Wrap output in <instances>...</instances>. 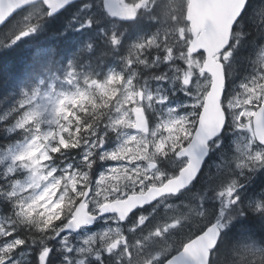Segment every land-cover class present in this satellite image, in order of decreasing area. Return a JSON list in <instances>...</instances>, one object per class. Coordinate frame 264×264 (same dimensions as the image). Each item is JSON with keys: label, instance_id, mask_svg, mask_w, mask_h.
Segmentation results:
<instances>
[{"label": "snow or ice", "instance_id": "snow-or-ice-1", "mask_svg": "<svg viewBox=\"0 0 264 264\" xmlns=\"http://www.w3.org/2000/svg\"><path fill=\"white\" fill-rule=\"evenodd\" d=\"M68 0H44L48 15L62 7ZM154 0H117L113 15L134 18L138 10L148 7ZM30 0H0V24L12 16ZM247 0H168L164 16L168 26L163 32L153 35L135 45V55L128 58V65L139 64L152 67L156 62L168 61L175 68V80L182 82L183 90L194 96L192 112L179 115L177 109L169 108L161 115L155 128L149 125L148 109L165 105L168 97L150 91L147 80L143 84L136 76L126 78L121 73H112L103 81H86L87 89L57 99L49 111L46 105L35 104L33 97L20 102L23 110L16 122L18 129H29L32 135L18 149H9L8 176L18 169L28 173L26 181L9 180L0 185V196L10 200L16 213L9 223L0 224V264H15L17 249L27 243L15 237L12 225L25 224L39 234L30 237L40 240L38 264H51L52 248L44 244L46 239H55L66 230L79 229L92 224L97 216L113 214L125 221L138 207H143L166 194H177L200 174L201 156L209 142L229 123L248 134L246 145L241 150L243 160L240 168L264 167V67L258 75L241 85L243 91L228 100L225 95L227 80L226 61L233 52V25L240 18ZM86 23L90 26L92 21ZM36 23L14 34L10 43L36 31ZM0 43H4L0 40ZM113 45L120 39L113 35ZM162 49L163 56L155 61L148 59L151 49ZM183 61V67L177 64ZM73 73H69L71 77ZM203 77V80L200 78ZM195 78V85L193 89ZM149 79L164 81L168 73H153ZM71 82V81H69ZM51 102V101H50ZM49 127L44 129L43 125ZM132 130L123 136L118 149L101 152L107 131ZM87 146L83 166L73 170L71 166L60 171L50 167L54 154L65 149ZM175 154L182 164L178 172L167 176L158 168V158ZM97 158L104 161L122 162L110 168L93 184L92 170ZM236 181L224 186L218 195L229 205L240 199ZM94 205V206H93ZM264 211V204L258 205ZM224 216L223 211L220 214ZM205 213L192 208L187 214L171 218L170 222L156 225L148 236L130 242L119 227L109 229L99 236H90L83 246L74 252L67 237L63 238L64 264H86L89 255L103 264L104 253L116 254L126 259L127 264H182L187 257L193 264H212L211 257L221 240V230L226 227L217 220L207 224L195 236L181 242L182 253L171 256L172 245L162 241L155 253L143 254L149 238H161L182 221H201ZM235 216L229 217V222ZM146 216H139L136 227L147 223ZM135 228H133V231ZM8 237H13L11 240ZM103 241V248L96 246ZM119 250V252H117ZM238 264H264V250L251 244L241 245L237 251ZM255 258V259H249Z\"/></svg>", "mask_w": 264, "mask_h": 264}, {"label": "trees", "instance_id": "trees-1", "mask_svg": "<svg viewBox=\"0 0 264 264\" xmlns=\"http://www.w3.org/2000/svg\"><path fill=\"white\" fill-rule=\"evenodd\" d=\"M92 1L73 2L51 15L47 14L49 10L42 2H37L16 12L0 27V40L4 41L0 43V149L27 136L21 129L11 132L9 127L21 112L17 110L20 102L25 99L27 93L39 85L40 80L51 73L61 72L69 63H72L81 83L86 84V81L95 78L102 79L108 67H118L126 51L125 43L130 38L138 34H148L157 25L153 18L141 14L132 22L111 20L108 23H98ZM38 6H41L43 16H38L32 21L38 25L36 31L14 44L10 43L13 35L4 34L5 30L9 27L14 28L17 23L22 22L23 14ZM263 7L264 0H249L234 28L233 52L230 60L226 61L227 95L240 75L246 74L251 58L264 43V26L260 20L264 16ZM89 19L92 21L90 26L86 23ZM110 31H114L115 35L121 38V44L111 43ZM228 144L231 150V143ZM15 175L9 177L0 172V185L7 186L9 180L17 178ZM225 175L230 176L229 181L236 182L242 180L243 176L236 170L224 172L222 175L224 180L227 178ZM198 181L199 179L182 193L186 195L196 193L199 196L202 190L198 191L195 188ZM243 182V194L238 203L227 208L224 213L226 227L223 229L217 250L212 254V264H238L240 257L237 251L241 245L251 244L264 250V211L258 210L259 201H264V167H257L249 176L243 178ZM212 197L213 194H209V198ZM9 204L5 200L0 206L8 212ZM150 208L151 206L142 210L147 211ZM212 213L211 208L208 209V216L202 218V222L184 221L179 230L173 231L161 240L144 241L143 254L158 251L162 241L173 246L171 255L176 253L181 249V242L187 237L195 236L201 228L218 220ZM233 215L235 218L227 222ZM24 232L33 235L31 227Z\"/></svg>", "mask_w": 264, "mask_h": 264}, {"label": "rangeland", "instance_id": "rangeland-1", "mask_svg": "<svg viewBox=\"0 0 264 264\" xmlns=\"http://www.w3.org/2000/svg\"><path fill=\"white\" fill-rule=\"evenodd\" d=\"M167 5L168 0H154V2L151 3L148 7L143 8L142 15L150 16L152 14L151 18H154L153 20H155V23H157V25H155V27L152 29V32L148 33L147 36L138 37L139 39L135 36L133 37L134 39L131 38V40H129V45H126L128 43L125 44V52L128 53L125 54L127 58L133 57L135 55L136 44L142 42L147 38H151L157 33L163 32L164 29L168 26V21L165 19L164 16V12ZM42 13L43 11L41 10V6L29 10L27 13L23 14L22 22L17 23L14 28H7L4 34L8 33L9 35H14L21 30H26L27 26L32 23L34 19H36L38 16H43ZM260 20L262 21V24L264 26V16ZM147 55L150 61H155L156 56H163L164 52L162 49H151L149 50ZM250 62L251 64L248 71L246 72V74L240 75L239 79L234 83L233 87L230 89V94L227 95L225 90V95L228 100H231L234 96L240 94L243 91L241 85L249 82L252 78L257 76L259 71L262 70V67H264V43L258 47V50L254 53V56L251 58ZM176 63L183 67V61H177ZM131 67H133V65L128 68L129 75L126 78H131L135 75V82L139 84H143L147 80L150 87V91H152L153 94L159 92L160 94L166 95L168 97V100L165 105H157L155 109H148V111H150V115L147 114L148 119H153L151 128H155L160 116L166 115L169 108L177 109L179 115L190 116V113L193 110L192 105L195 102L194 96L190 95L187 91L183 90L182 82L175 80V68L170 66V62H156L155 65L152 67H147L143 65V69L141 71L139 70V68H134L133 70ZM70 72L73 73L71 77L69 76ZM136 72L139 74H137ZM112 73L121 72H119L118 70H111L108 72L107 77ZM153 73H168L169 79H166L164 81L149 79V77ZM200 79L203 80V77H201ZM100 81H103V79ZM195 82L196 81L194 78L193 89ZM87 87V84L80 82L77 73L73 69L72 63H69V65L66 68H63L61 72L51 73L47 75L46 78L40 80L39 85L31 92L27 93L25 99L33 97L38 92L39 94L35 95V99L33 101L32 106H35V104L46 105L50 111L51 108L54 106L55 101L59 99L62 95H71L73 93H76L77 91L85 90L87 89ZM174 93L175 97L174 99H172ZM22 111L23 110H21L19 116L12 123V125H10L9 130L11 132L18 130V128L16 127V122L21 117ZM231 121L232 118L230 117L228 126L226 127L223 135L214 142H212V144H210L212 154L211 158L203 168V173L199 178L198 184L195 186L198 191L202 190V193L199 194V196H197L196 193H191L188 195L181 193L178 197L168 196L153 204L151 208L147 211H138L137 213H135L134 216H131V218L124 224L120 223L117 217L114 215L105 216L101 218L99 224L93 228H86L85 230L76 233L65 231L55 239H46L44 240V244H47L52 248V255L50 257L51 264H64V237L68 238L71 246L74 249V252L77 251L79 247L83 246L84 241L87 240L90 236L102 235L105 231H108L109 229H115L116 227L120 228L121 233H123L130 242H134L137 239H142L143 237L148 236L149 230L155 227L156 225L165 222H170L171 218L175 216L187 214L192 208H198L200 211L204 212L205 217L208 216V209L211 208V210L213 211V217L220 220L221 223H224L226 225V222H224L223 219L224 216L222 217L220 215L221 211L225 213L226 209L230 208L233 205H229L227 200L221 198L218 195V192L227 184L232 183V180L229 181V175H225V177L227 178H225L224 180L222 176L223 173L236 170L237 172H240L241 175H243L241 177V179H243L244 177L249 176V173L255 171V169L257 168L237 167V163L243 160L241 150L246 145V138L248 134L238 129L236 125ZM43 127L44 129H47L49 125L45 123ZM21 131H24L25 135L27 134V136H25L20 141H16L10 144L6 148L0 149V172L4 176H8L7 168L10 166L11 163L10 157L8 155L9 149H18L21 145L25 144L32 135V132L29 129H21ZM99 131L101 135H104L105 131H107L106 142L103 148L100 150L101 152H111L118 149V147L122 143L123 136L132 132V130H123L118 133L113 132L111 130H105L102 127L99 129ZM227 136L229 137V139H227ZM228 143H231V150H229L228 148ZM255 150L264 151V148L257 146ZM86 151V145L81 146L80 148L62 150L61 153L54 154V159L49 161V165L50 167H55L60 170L57 175L61 174L63 170L69 166H71L73 170L81 168L83 166V156L86 154ZM121 163L122 162L111 160H99L97 158L96 165L91 173L93 184L96 180L99 179L100 175L105 174L112 167L121 166ZM181 164V158H178L175 154H169L167 157L161 156L158 158V168L167 176H172L176 174ZM15 174L17 175V178H15L13 181L20 180L23 182L26 181L28 178V173L23 169H18ZM243 184V180H239L236 182V191L239 197L243 194ZM201 186H203V188L200 189ZM209 194H213L212 199L209 198ZM5 200L10 203L8 207L9 211H5V209L0 206V224L9 223L10 219L15 216L16 213V209L13 203L10 200L4 198L3 196H0L1 204H3V201L5 202ZM261 204H264V201H259L258 205ZM141 215L146 216L148 218L147 223L143 227H136L138 217ZM227 222L229 221L227 220ZM183 223L184 221H182L179 226L170 229L164 234L163 237H166L170 233L172 234L173 231L177 229L179 230ZM12 226L16 228L14 236L19 237L21 239H25L27 241L25 245L17 249L14 253L13 259L15 261V264H32L33 262L38 264V255L40 249L43 247V244H41L40 240H36L35 242H33L30 237L38 236L39 234L35 231L34 228H32L33 235L29 234L28 232L25 233L24 231L28 229V227H30L25 224H17ZM133 228H135L134 231ZM163 237L149 238L147 241L161 240ZM12 238L13 237H8L9 240H11ZM2 243L3 241L0 240V245H2ZM103 243V241L98 239L96 241V246L98 248H103ZM117 252H119V250H117ZM34 253L35 257L33 255ZM102 260L103 264H127L126 259H121L116 254H108L106 252L102 257ZM86 264H101V262L97 260L95 256L89 255L87 257Z\"/></svg>", "mask_w": 264, "mask_h": 264}, {"label": "flooded vegetation", "instance_id": "flooded-vegetation-1", "mask_svg": "<svg viewBox=\"0 0 264 264\" xmlns=\"http://www.w3.org/2000/svg\"><path fill=\"white\" fill-rule=\"evenodd\" d=\"M105 1L106 0H93L92 1L93 11H94V14L97 16L96 18L99 21L98 23H108L111 20H117V21L123 22V23H125V22H132V21H135L138 18V16L140 17L142 15V13H143V8H141L140 10H138V13H137V15L135 16L134 19H130V20L121 19V18L117 17L116 15H113L109 10H107V8L105 6ZM116 4H117V0H115V6H116ZM101 20L104 21V22H100ZM110 33H111V36L115 35L114 31H110ZM108 34H109V32H108ZM142 36H147V34H144V35L138 34V36H136V38L142 37ZM122 52H124V51H122ZM125 54H128V53L127 52H124L123 53L122 58L120 59V63L118 65V67H108L106 69V71H105V73L103 74V77H102L103 80L107 78L108 72L111 71V70L112 71L113 70H118L123 75H125V77H127L129 75V69L128 68H130V66L127 63L128 58L125 56ZM132 65H133V67H131V68L133 70H134V68H139L140 71L143 69V65H139V64H132ZM95 79L96 80H102V79H98V78H95ZM174 95H175V93L173 94L172 99H174V97H175ZM147 114L150 115V111L147 110ZM152 122H153V119L149 118V124H150V126L152 125ZM99 221L96 224V226L99 224ZM83 230H85V229H83ZM83 230H81V231H83ZM33 255L35 257V253ZM32 264H36V263L33 262Z\"/></svg>", "mask_w": 264, "mask_h": 264}, {"label": "water", "instance_id": "water-1", "mask_svg": "<svg viewBox=\"0 0 264 264\" xmlns=\"http://www.w3.org/2000/svg\"><path fill=\"white\" fill-rule=\"evenodd\" d=\"M38 1H43L44 2V0H30V3H28V4H26V5H24V6H22V7H20L18 10H20V9H23V8H25V7H27L28 5H30V4H33V3H35V2H38ZM73 1H75V0H68V2L67 3H65L62 7H60V8H58V9H56L55 11H53V13H56V12H59L60 10H62L64 7H66L69 3H71V2H73ZM248 1L249 0H247V3H248ZM198 2V0H192V3L193 4H196ZM45 4V3H44ZM46 5V4H45ZM47 6V5H46ZM105 6H106V8H107V10H109L111 13L115 10V8H116V6H115V0H106L105 1ZM246 6H247V4H246ZM246 6L244 7V10H245V8H246ZM48 7V6H47ZM17 10V11H18ZM244 10H243V12H244ZM16 11V12H17ZM15 12V13H16ZM243 12H242V14H243ZM242 14H241V16H242ZM14 15V14H13ZM12 15V16H13ZM12 16H10L8 19H10ZM117 17H119V18H121V19H127V20H130V19H134V18H126V17H122V16H119V15H116ZM241 16H240V18H241ZM239 18V19H240ZM7 19V20H8ZM239 19L237 20V22L239 21ZM6 20V21H7ZM5 21V22H6ZM237 22L233 25V31H234V28H235V25L237 24ZM4 24V23H3ZM3 24H0V26H2ZM226 127V126H225ZM225 127L222 129V131L219 133V134H217V136L216 137H214L213 138V140H211L210 142H209V146H208V148L204 151V153H203V155L201 156V162H202V167H201V169H200V174H201V172H202V170H203V167H204V165H205V162L207 161V159L209 158V155H210V143L212 142V141H214L215 139H217L219 136H221L222 134H223V132H224V130H225ZM199 174V175H200ZM199 177V176H198ZM197 177V178H198ZM196 178V179H197ZM196 179H194L189 185H187L184 189H182L181 191H183V190H185V189H187L188 187H190L194 182H195V180ZM180 191V192H181ZM180 192L179 193H177V194H166V195H173V196H178L179 194H180ZM166 195H164V196H166ZM164 196H162V197H164ZM162 197H160V198H158L157 200H155V201H153V202H151V203H149V204H146V205H144L143 207H145V206H148V205H152V204H154V203H156L159 199H161ZM143 207H138L137 209H140V208H143ZM136 209V210H137ZM135 210V211H136ZM134 213V212H133ZM132 213V214H133ZM131 214V215H132ZM105 215H111L110 213L109 214H104V215H99V216H97V218L98 217H102V216H105ZM130 215V216H131ZM129 216V217H130ZM128 217V218H129ZM96 218V219H97ZM127 220V219H126ZM125 220V221H126ZM125 221H122V222H125ZM95 222H96V220L92 223V224H90V225H86V226H82L81 228H83V227H93L94 226V224H95ZM216 222V221H215ZM214 222V223H215ZM214 223H212V224H214ZM81 228H79V229H75V230H66L67 232H78L79 230H81ZM221 235H222V230H221ZM182 253V249L180 250V251H178L177 253H175V254H173L172 256H179L180 254ZM182 264H193V261L191 260V259H189V258H187V257H183L182 258Z\"/></svg>", "mask_w": 264, "mask_h": 264}, {"label": "bare ground", "instance_id": "bare-ground-1", "mask_svg": "<svg viewBox=\"0 0 264 264\" xmlns=\"http://www.w3.org/2000/svg\"><path fill=\"white\" fill-rule=\"evenodd\" d=\"M159 11H160V10H159ZM151 16H152V14L150 15V17H151ZM153 17H154V16H153ZM151 19H152V18H151ZM151 19H150V20H151ZM153 19H154V18H153ZM162 19H163V18H162ZM162 19H161V20H162ZM165 19H166V18H165ZM103 22H104V21H103ZM166 24H167V23H166ZM159 25H160V24H159ZM167 25H168V24H167ZM160 26H161V25H160ZM157 28H158V26H157ZM159 28H160V27H159ZM155 29H156V28H155ZM128 31H129V30H128ZM154 32H155V31H154ZM157 32H158V31H157ZM110 34H111V33H110ZM143 35H144V34H143ZM137 36H138V35H137ZM134 37H135V36H134ZM120 39H121V38H120ZM132 39H134V38H132ZM138 39H139V38H138ZM130 40H131V38H130ZM135 40H136V39H135ZM130 43H131V42H130ZM120 44H121V43H120ZM125 44H126V43H125ZM126 45H129V43L126 44ZM126 45H125V46H126ZM125 46H124V47H125ZM122 60H123V59H122ZM157 64H158V63H157ZM162 68H163V67H162ZM156 71H157V70H156ZM156 71H155V72H156ZM158 71H159V70H158ZM159 72H160V71H159ZM136 73H137V72H136ZM137 74H139V73H137ZM156 74H157V73H156ZM142 75H143V74H142ZM140 77H141V76H140ZM140 79H142V78H140ZM78 150H79V149H78ZM242 180H243V179H242ZM240 198H241V197H240ZM231 248H232V247H231Z\"/></svg>", "mask_w": 264, "mask_h": 264}]
</instances>
